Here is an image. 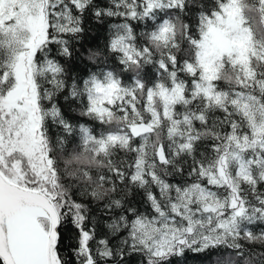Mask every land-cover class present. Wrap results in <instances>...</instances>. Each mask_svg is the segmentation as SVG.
<instances>
[{
    "label": "snow or ice",
    "instance_id": "obj_1",
    "mask_svg": "<svg viewBox=\"0 0 264 264\" xmlns=\"http://www.w3.org/2000/svg\"><path fill=\"white\" fill-rule=\"evenodd\" d=\"M189 257L264 264V0H0V264Z\"/></svg>",
    "mask_w": 264,
    "mask_h": 264
},
{
    "label": "trees",
    "instance_id": "obj_2",
    "mask_svg": "<svg viewBox=\"0 0 264 264\" xmlns=\"http://www.w3.org/2000/svg\"><path fill=\"white\" fill-rule=\"evenodd\" d=\"M91 35L95 37L97 43L103 45L108 34L103 29H101L99 31L93 30ZM188 264H199V262L193 259L192 257H189Z\"/></svg>",
    "mask_w": 264,
    "mask_h": 264
}]
</instances>
